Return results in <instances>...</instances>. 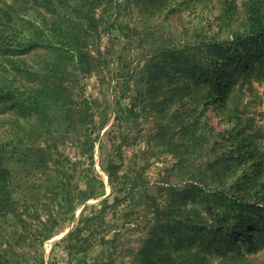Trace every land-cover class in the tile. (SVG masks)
<instances>
[{
  "label": "rangeland",
  "instance_id": "rangeland-1",
  "mask_svg": "<svg viewBox=\"0 0 264 264\" xmlns=\"http://www.w3.org/2000/svg\"><path fill=\"white\" fill-rule=\"evenodd\" d=\"M245 1L251 0H171V10L156 13L142 10L136 0H102L94 6L98 31L86 37L89 46L83 49L89 53L85 56L89 65L82 72L69 74L81 76L74 90L76 104L80 108L85 101L90 102L93 123L67 130V120L60 114L51 136L25 149L24 162H10L15 205L0 215V264H98L113 257V264H136L131 254L142 245L144 230L136 224L152 215L148 193L162 201L163 180L185 186L202 167L207 169L210 158L229 152L235 156L246 152V157L250 156L247 166L256 164L257 155L264 152V72L240 75L223 105L218 101L208 108L197 106L195 116L200 120L211 118L213 128L210 140L201 139L205 145L196 154H191L192 147L182 145L180 133L162 141L160 129H167L169 124L167 131L171 133L178 126L172 122L171 113L164 117L141 101L132 102L137 95L135 78L147 79L152 72L169 76L173 62L178 65L171 59L170 47L185 50L184 54H190L192 62L198 64V47L215 38L233 39L239 31H247ZM229 2L237 7L227 14ZM29 17L35 16L30 13ZM45 52L38 48L33 59ZM205 62L207 72L198 76L213 72L215 65ZM179 67L182 69L183 64ZM180 71L179 76H192L186 70ZM142 83L146 89L148 82ZM131 105L135 110L129 114L127 108ZM249 121L258 132L255 137H248V131L240 135ZM119 152L124 159L120 173L127 172L133 178L140 173L150 184L123 199L118 212L108 207L97 216L105 198L112 204L118 194L121 196V192H113L106 169L110 159L121 161ZM65 183L75 200L72 208L67 203ZM249 185L241 192L257 189ZM81 190L94 192L95 196L81 202ZM248 195L256 200L254 194ZM82 216L94 217L96 227L92 231L96 234L89 238L93 243L89 250L76 251L67 236ZM138 216L141 218L136 219ZM118 231L120 236L116 237ZM250 257L253 264H264V248ZM210 264L224 262L215 256Z\"/></svg>",
  "mask_w": 264,
  "mask_h": 264
},
{
  "label": "trees",
  "instance_id": "trees-1",
  "mask_svg": "<svg viewBox=\"0 0 264 264\" xmlns=\"http://www.w3.org/2000/svg\"><path fill=\"white\" fill-rule=\"evenodd\" d=\"M170 1L136 0L142 10H153L152 13L171 10ZM98 3L102 0H0V215L15 205L10 162H24L25 149L50 137L60 114L67 120V130L78 124L93 123L90 102L85 101L80 108L76 104L74 90L81 76L69 74L82 72L89 65L85 60L89 53L83 49L89 46L86 37L98 31L94 22V6ZM227 4L226 13L230 14L237 5ZM243 5L247 31L239 34L235 31L237 35L233 39L215 38L198 47L201 54L198 64L192 62L190 54H184L185 50L170 47L171 59L178 65L173 62L172 70L171 64L168 66L169 76L152 72L147 79L143 78L146 76L134 79L138 86L132 102L141 101L144 107L157 109L164 117L171 113L172 122L178 123L171 133L167 131L169 124L167 129H160L162 141L180 133L182 145L192 147L191 154H196L205 145L201 139L210 140L209 131L213 128L211 118L200 120L195 116L197 106L203 104L208 108L218 101L223 105L240 75L264 72V0L245 1ZM30 13L34 19L29 17ZM38 48L46 52L33 59ZM206 60L215 68L212 73L209 70V76H198L207 72ZM180 70L192 76H179ZM234 73L239 76H232ZM143 81L148 82L146 89L142 87ZM134 106L127 108L129 114L134 112ZM246 132L248 137L257 135L253 122L249 121L240 135ZM118 154L121 161L110 159L106 169L113 192H121V196L118 194L112 204L105 198L97 216L108 207L117 208L115 213L118 212L123 199L150 184L140 173L135 178L127 172L120 173L124 159L121 152ZM249 161L246 152L212 157L207 169L202 167L185 186L163 180L162 201L148 193L152 215L136 224L144 230L142 245L131 254L134 262L210 264L216 256L224 264H253L250 256L264 248V152H259L254 166L248 167ZM250 183L257 189L241 192ZM64 186L67 203L72 208L75 200L66 183ZM81 192V202L95 196L94 192ZM249 193L255 195V201L248 198ZM93 218L82 216L69 232L72 249L87 251L92 247L89 238L96 234L92 231L96 227ZM115 236H120V231ZM115 262L113 257L98 264Z\"/></svg>",
  "mask_w": 264,
  "mask_h": 264
}]
</instances>
